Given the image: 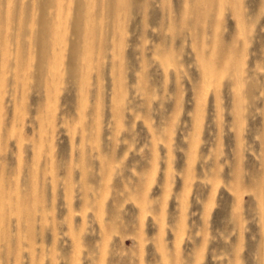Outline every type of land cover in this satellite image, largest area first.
Here are the masks:
<instances>
[{"label":"rangeland","instance_id":"374dc122","mask_svg":"<svg viewBox=\"0 0 264 264\" xmlns=\"http://www.w3.org/2000/svg\"><path fill=\"white\" fill-rule=\"evenodd\" d=\"M262 190L264 0H0V264H264Z\"/></svg>","mask_w":264,"mask_h":264},{"label":"bare ground","instance_id":"6f19581e","mask_svg":"<svg viewBox=\"0 0 264 264\" xmlns=\"http://www.w3.org/2000/svg\"><path fill=\"white\" fill-rule=\"evenodd\" d=\"M261 190V189H260ZM263 191V190H262ZM263 195H264V191H263ZM262 208H263V214H264V201H263V204H262Z\"/></svg>","mask_w":264,"mask_h":264}]
</instances>
